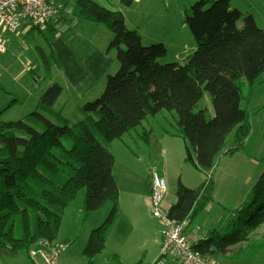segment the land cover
<instances>
[{"label": "trees", "instance_id": "1", "mask_svg": "<svg viewBox=\"0 0 264 264\" xmlns=\"http://www.w3.org/2000/svg\"><path fill=\"white\" fill-rule=\"evenodd\" d=\"M121 1L126 7L134 2ZM63 5L54 19L33 30L38 29L53 45L59 25L71 16L103 25L113 35L109 49L116 50L118 71L108 76L99 97L82 106V119L76 122L59 118L54 109L62 93L57 83L43 93L41 110L26 119L5 121L0 111V248L13 254L28 251L40 240L54 243L67 207L85 189L86 218L113 204L83 250L86 264H95L119 214L120 189L113 175L115 156L110 144L151 115L175 112L170 133L185 140L186 162L205 179L195 188L179 180L177 201L169 215L180 222L196 218L212 198L215 159L228 136L234 133V146L228 150L234 154L243 149L251 132L243 107V101L250 102V94L244 95L243 79L252 87L264 73V29L251 14L233 7L231 0H198L186 11L196 50L185 63H161L159 59L167 54L164 44L144 45L140 31L127 25L123 12L94 0H75L67 12V4ZM207 92L215 112L210 118L205 108H198ZM151 138L150 133L143 135L146 143ZM220 225L194 248L212 258L228 257L231 247H236V256L264 249V231L257 242L250 238L253 230L264 227V170L243 203L225 215Z\"/></svg>", "mask_w": 264, "mask_h": 264}, {"label": "rangeland", "instance_id": "2", "mask_svg": "<svg viewBox=\"0 0 264 264\" xmlns=\"http://www.w3.org/2000/svg\"><path fill=\"white\" fill-rule=\"evenodd\" d=\"M60 1L67 4L64 8L66 12L71 11L75 4V0ZM94 1L100 5L102 4V6L104 5L105 7L123 12L127 25L140 31L144 45L148 46L154 43L164 44L167 54L159 59L161 63H185L187 58L197 48L195 37L186 22V11L198 0H134L130 7H126L121 0ZM231 5L235 8L238 7L237 5L241 6L242 11H240L245 15L251 14L256 20L257 25L264 29V0H231ZM31 30L28 34L21 33L16 40L13 39L14 41H11L10 38L9 50L5 54H0V65L3 67L0 71V83L16 92L15 96H11V100L17 98L20 99L21 103L24 102V105L20 104L12 111L2 114V118L5 121L23 119L24 113L33 107L40 97L42 90L47 87L44 89V93L55 83L62 87L58 103L62 101L66 102L67 105H72V103L85 104V101L100 95L104 87H106L108 76L114 75L118 71L119 65L116 50L109 49L113 35L103 25L99 29H94L93 27H89V25L77 23L73 28L75 33L73 47L82 64L81 74L78 75L84 83L81 89H78L63 72L64 67L60 62V57H57L54 49H51L53 45H50V42L46 41L45 38L43 39V35L38 29L33 30L31 28ZM66 34L69 36V33ZM40 49L43 50L40 51ZM103 69H108L106 75L100 74ZM91 75L94 76L95 82L98 83V85L94 83V87L89 86L92 82ZM243 82L244 95L248 96L250 94V102L246 103L243 101V107L247 109L250 117L251 132L245 140L243 149L234 154H228V150L234 146V133H231L227 138V145L223 154L219 155L216 160L213 195L208 204L198 213L196 217L197 223L201 221L211 203L214 202L217 205L219 201L226 205L227 208H224L221 204L215 207V211L207 220L206 226L215 223V221L218 223L222 216L232 213L234 209L231 210L230 207L234 203L235 195H242L248 188H252L264 170V73L257 78L252 87H250L246 79H243ZM86 83L88 84L87 86L85 85ZM209 98L210 95L207 92L199 103V109L205 108L206 112H208V117H210L209 115L214 108L213 103L209 102ZM209 107L211 108L210 113ZM67 111L64 116L71 121H78L77 114L72 106ZM172 115L170 111L164 110L158 113L156 117L151 115L149 118L157 119L155 124L159 125L160 123H164L167 117L171 120L173 118L176 120V113L173 112ZM167 127L171 128L168 124ZM136 130L131 131L133 135L130 132L126 133L122 139H116L110 144L111 151L116 159L115 175L123 193L125 191L123 184L126 180L123 178V174L125 173L124 168L132 170L130 173L132 178H135L134 183L141 191L145 189L143 179L148 170L150 173L155 170L160 175L163 174L162 176L166 179L169 193L172 192V194L176 195L179 180L189 186L195 187L205 179L202 172L186 162V142L183 138L172 139V142L177 141L180 144L182 154L180 157L177 154L174 155L170 168V160L166 163L163 156L156 154L154 144L146 143L135 135ZM142 130L141 126L138 127L139 134L143 136ZM167 142H165L163 150L177 147ZM182 144H184V149H182ZM166 165L169 167L168 170H164ZM85 192V189L79 192L69 211H67L64 232L69 233L72 242L58 241L56 239V243L66 245L61 253L59 264H66V262H70L71 258L74 261L73 264H84L85 261L87 262L83 250L89 236L94 229L107 219L112 210L113 204L109 203L105 208L93 211L86 218L82 210ZM78 211H80V217L76 221V213ZM219 211L221 216L218 218ZM149 212L139 213L142 222L144 219L146 220V227L143 228L142 226L141 231L139 227H131L126 215H121L120 224L122 232L127 233L132 230L140 236L143 233V240L153 242L152 238H154L153 233L156 221L152 214V206ZM194 224L189 225V228L192 229ZM220 227L221 225L219 224L215 229H219ZM263 228L262 226L252 232L250 231V238L256 242L258 239H261L264 231ZM215 229L211 230L209 234ZM114 232L115 229H113L112 234ZM235 248H230V253L226 255H229L228 257L214 256L215 258H209L212 261L214 260V263H219L222 261L221 259H228V262H225V264H230V261L243 258L242 256L234 255ZM111 250L112 248L109 247L108 251L104 253L103 259H100L99 264H118L116 255L111 258ZM154 256L155 254H153L151 246H143V255L139 260H142L145 264H166L168 261L173 260L181 264L171 254L165 255L166 257L164 256L159 262H156L159 256L156 261L154 260L155 262L151 259ZM244 257L258 259V261H254L255 263L238 262L236 264H264V249L259 254L256 253Z\"/></svg>", "mask_w": 264, "mask_h": 264}, {"label": "crops", "instance_id": "3", "mask_svg": "<svg viewBox=\"0 0 264 264\" xmlns=\"http://www.w3.org/2000/svg\"><path fill=\"white\" fill-rule=\"evenodd\" d=\"M56 1L63 3V4H66L65 2L60 1V0H56ZM237 6L238 7H236V8L241 10L242 7L239 5H237ZM68 22H70V23H68ZM77 23H79V24L82 23L83 25H89V27H93L94 29H99L100 26L102 27V25L94 24L88 20L71 16L69 18V20H67L66 22L59 25V33L57 34V36L55 37V39L53 41V49H54L57 57H60V62L64 67L63 72L65 73V75L68 76V78L75 84V86L78 89H81L83 87L84 83H83L82 78L78 77V75L81 74L80 71L82 70V67H81L82 64H81V62L77 56V53L73 47L74 46L73 39L75 37V33H74L73 28ZM86 27H88V26H86ZM31 31H32L31 28H28V27L25 28V26H23L17 34H14L11 36V41L13 39L16 40V38L21 33L28 34ZM66 33H69V36ZM0 54H5V53H0ZM28 63H30V62H28ZM2 69H3V67L0 65V71ZM107 70L108 69H103L100 74L106 75ZM86 76H88V75H86ZM91 77H92V82L89 86L94 87L93 86L94 83H95V85H98V83L95 82L94 76L91 75ZM85 85L87 86L88 84L86 83ZM0 86H1V88H0V111H3V114H6L7 111L8 112L12 111L13 109H15L20 104L24 105V102L21 103L20 99L16 98V99L11 100V98H12L11 96L16 95V92L13 91V89L5 87L1 83H0ZM46 88L47 87H45L44 89H46ZM44 89L42 90V93H41L40 97L38 98V100L34 103L33 107H31V109H29V111H26L24 113V115L22 117L23 119H26L35 110H39V109L41 110V106L39 105V103H40L41 97L43 95ZM104 89H105V87H104ZM100 95L96 96L95 98L99 97ZM95 98H93V99L90 98L88 101H85V104L89 101L94 100ZM209 99H210L209 102H212L211 96ZM83 104L84 103H82V104L72 103V105H67L66 102L61 101L60 103H58V101H57L56 105L54 106V109L58 113L59 118H65L69 122H76V121H71L69 118L64 116V114L67 113L68 112L67 110L69 109V107L72 106V108L75 110V112L77 114L78 120L82 119L81 108H82ZM198 108H199V105H198ZM208 110L210 113L211 108L209 107ZM214 113L215 112H214V108H213L212 112L209 116L212 117L214 115ZM206 114L208 115V112ZM171 115H172V113H171ZM156 116H154V117H156ZM156 120H155V118H149V117L147 119H145L143 121V123L140 125L143 129L142 133H143V135H145V134L148 135V133H150V136H152L151 143L154 144L156 154L163 156L166 163H168L170 160L169 167L171 168V166H172L171 160L174 158V155L177 154L180 157L182 154L180 144L177 141L172 142V139H176L179 136L172 135L170 133L173 130L172 126H174L173 123H175V118H173L171 120L169 117H167L166 121L164 123H160L159 125L155 124ZM167 124L171 126L170 129L167 127ZM140 126H138V127H140ZM157 126H158V128H157ZM138 127L136 128L137 130L134 129V130H136L135 131L136 134L135 133L134 134L137 135V137L143 139L142 134L140 135L138 132ZM130 133H131V135H133L131 131H130ZM166 141H168L167 142L168 144H174L177 147L172 148V149L163 150L165 147L164 144ZM233 141H234V139H233ZM183 145L184 144H182V149H184ZM226 145H227V143H226ZM185 149H186V145H185ZM223 152H224V150H223ZM223 152H221L219 155L223 154ZM218 156L215 159V166H216V160H217ZM115 163H116V159H115ZM169 167H168V165H166L164 167V170H168ZM124 170H125V173L123 174V178H125L126 180L124 181V184H123L125 187V191L123 193V191L120 187L121 185H120V183H119V181L115 175V166H114L113 175H114V177L117 181V184L119 186V189H120L119 218H118L117 223L115 224V226L113 228V229H115V232L112 234L113 230L111 231V234L108 238L105 250L95 258L96 264H99L100 259H103V256L105 255L104 253H106L108 251L109 247L112 248L111 258H112V256L116 255L118 257V259L120 258L119 261L121 260L120 261L121 264H135L136 262H138L139 259L141 258V256L143 255V246H151V250H152L153 254H155V256L153 258H151L153 261L157 260L159 253H160L162 236H161V232H160V225L156 219H155L156 225H154V233H153L154 238H152L153 242L143 240V233L141 236L137 235L132 230L127 232V233H123L122 227L120 224L121 223V215H126L128 217V221H129L131 227H133V226L139 227L140 231H141L142 226H143V228L146 227V220L144 219V221L142 222V219L139 216V213H142V212L143 213H147V212L150 213L149 209L151 208V206H150L151 183H152L153 174H154V172H157V171L153 170L152 173H150L149 170L147 171L146 176L143 179V184L145 186V189L143 191H141L138 189V187L134 183L135 178H132V175L130 173V172H132V170L131 169L127 170L125 168H124ZM213 171H214V173H213V178H214L215 170L213 169ZM157 173H159V172H157ZM203 181L204 180H202V182ZM184 184L188 187H192V186L187 185L186 183H184ZM200 184H198L197 186H199ZM177 186H178V184H177ZM197 186H195V187H197ZM195 187H192V188H195ZM250 189H251V187L248 188L247 191L242 195H239V196L235 195V199L233 201L234 203H233V205H231L232 207H230L231 210L232 209L236 210L243 203V201L245 200ZM176 201H177V195L172 194V192L169 193V191H167L166 198H165V206L168 209H170L176 203ZM220 204L224 208H227L226 205H224L223 203H220L219 201H218L217 205H215V203L213 202L208 206L207 211L205 212L203 218L201 219V221L199 223H197L196 218L191 219V220L188 219L186 221V231L189 235H191L193 237V239L199 240L201 238H205L209 235V232L211 230H213L219 226V224L221 223V220L224 216L221 217V219L218 221V223H216V221H215V223H211V225L206 226V222L211 217V214L215 211V207H218ZM71 205L69 207H67V209L64 213V217H63L62 225H61V228L59 231V235H58V238H56L58 241H66L69 243L72 242V239L69 237L70 236L69 233L64 232L65 220H66L67 213H68L67 211H69ZM218 214H219V216H218V218H219L221 216L220 211ZM79 217H80V211H78L76 213V221L78 220ZM193 223H195L193 228L192 229L189 228V225H191ZM54 243L58 244V243H56V240ZM242 257L243 258H239L236 261H230V264H236L238 262H240V263L241 262L255 263L254 261H256V260L258 261V259H254V258H250V257H244V256H242ZM163 258L164 257H162L161 260ZM159 259H160V256H159ZM159 259L156 262H159ZM35 260H40V259L37 256L34 259H32V257L30 256V254L27 250H21L17 253L10 254V253H7L3 249L0 248V264H35L34 263ZM221 260L222 261H220L219 263L216 262L215 264H225V262H228V259H221ZM73 263H74V261L72 260V258H71L70 262H66V264H73ZM85 263H86V261H85ZM166 264H179V263H177L176 261L173 260V261H168Z\"/></svg>", "mask_w": 264, "mask_h": 264}, {"label": "built area", "instance_id": "4", "mask_svg": "<svg viewBox=\"0 0 264 264\" xmlns=\"http://www.w3.org/2000/svg\"><path fill=\"white\" fill-rule=\"evenodd\" d=\"M64 5L56 0H0V53L9 50L10 38L22 26L44 27L54 19ZM168 185L164 176L154 172L150 191L152 214L160 225L162 236L161 255L171 254L183 264H215L209 257L195 249L198 240L186 231V222H180L169 215L165 206ZM66 245L40 240L28 252L35 264H59ZM160 255V256H161Z\"/></svg>", "mask_w": 264, "mask_h": 264}]
</instances>
